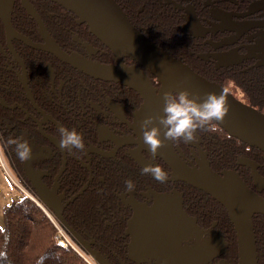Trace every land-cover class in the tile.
I'll return each mask as SVG.
<instances>
[{
  "label": "flooded vegetation",
  "instance_id": "af4514ba",
  "mask_svg": "<svg viewBox=\"0 0 264 264\" xmlns=\"http://www.w3.org/2000/svg\"><path fill=\"white\" fill-rule=\"evenodd\" d=\"M113 1L131 25L164 53L264 114V0ZM54 49L79 62L119 65L87 24L63 6L50 0H0V107L20 114L25 132L30 131L45 151H54L59 169L65 152V169L57 189L60 205H65L63 218L67 207L93 188L92 183L110 202L105 209L99 206L96 228L113 238V249L94 234L78 233L69 226L85 246L107 258L109 264H178L174 250L187 256L196 249L209 253L206 264H237L235 232L225 209L206 193L182 181H171L169 166L143 144L141 96L120 82L80 72L53 53ZM119 62L125 70L143 72L158 93L155 76L130 58L122 57ZM237 90L242 94L240 100ZM246 98L250 104L245 103ZM61 125L83 134L86 151H66L53 143L59 144L57 129ZM212 126L214 131H198L194 142L171 141L180 160L198 171L208 167L222 177H236L248 192L264 200V152L239 143L214 122ZM70 162L87 172L78 186H72L75 180L62 179ZM148 164L162 166L169 172L168 180L160 183L144 174L142 169ZM92 167L101 169L96 180ZM42 172V182L50 188L53 181L48 186L43 180L47 172ZM13 175L35 194L21 176ZM126 180L134 182L132 192L125 191ZM165 201L180 208L188 219L180 243L169 246V255L156 240L147 247L139 243L133 248L127 224L135 209L156 208ZM255 208L261 207L255 204ZM259 223L264 224V213L253 216L256 243ZM261 254L257 249V264Z\"/></svg>",
  "mask_w": 264,
  "mask_h": 264
},
{
  "label": "water",
  "instance_id": "95a60500",
  "mask_svg": "<svg viewBox=\"0 0 264 264\" xmlns=\"http://www.w3.org/2000/svg\"><path fill=\"white\" fill-rule=\"evenodd\" d=\"M50 1L73 12L86 23L90 32L113 53L119 65L109 67L79 62L62 54L59 49L51 51L82 73L106 81L120 82L135 90L143 100L144 119L149 116L163 115V96L166 92L176 93L187 89L194 97L201 99L208 93L223 92L226 94L230 110L223 121H214V123L228 136L264 152V114L237 101L218 84L199 76L181 61L164 53L131 25L113 0ZM4 23L7 33L10 34V26L5 20ZM122 57L132 59L155 76L160 84L158 93H155L147 77L139 69L138 71L125 70L119 62ZM53 143L59 146L57 141L53 140ZM155 155L169 166L171 181H182L206 193L223 206L235 232L237 264H257L253 216L256 213H264V200L248 192L245 186L236 180V177L229 174L222 177L208 167H204L201 171L187 167L176 154L171 141L165 140L164 146ZM65 159L64 152L61 167L50 188L42 182V177L45 175L42 171L29 176L31 187L40 202L55 215L81 245L87 248L85 242L68 226L62 216L65 205H60L62 199L58 196L57 189L58 180L65 169ZM83 191L84 189L79 194ZM74 197L67 203L72 202ZM255 204L260 205L261 208H255ZM157 205L156 208H136L128 221L127 234L131 238L130 245L133 248L140 246L139 243L147 247L151 241L156 240L162 245L163 252L169 255V246L177 247L180 243L188 219L180 208L170 206L169 201ZM170 239L173 241H169ZM88 251L97 264H109L107 258L95 251L89 249ZM203 253L201 249H196L185 256L174 250L173 255L178 264H206L210 259L209 253Z\"/></svg>",
  "mask_w": 264,
  "mask_h": 264
},
{
  "label": "trees",
  "instance_id": "16d2710c",
  "mask_svg": "<svg viewBox=\"0 0 264 264\" xmlns=\"http://www.w3.org/2000/svg\"><path fill=\"white\" fill-rule=\"evenodd\" d=\"M245 103L250 104L248 99L245 100ZM19 116L18 113L13 114L9 110L0 107V145L8 156L13 171L16 175L21 176L28 185L31 186L29 176L34 174L33 172L46 171L47 175L43 180L50 186L58 172L59 161L55 160L53 150L45 151L44 149L47 148H44L41 142L35 140L29 134L30 131L27 132L28 134L25 132V126ZM219 130L222 131V129ZM32 134H34L33 131ZM17 137L27 140L31 146L32 156L26 162H21L18 159L14 145L6 144L9 138ZM237 141L242 143L239 140ZM92 171L96 180L101 175V169L92 167ZM83 175L87 177V172L83 171L81 166L70 162L62 179L65 182H69L71 179L75 180L72 186H78L83 179ZM92 186L93 188L67 207L64 218L68 226L78 233L94 234L96 238L103 241L108 249H113V238L102 235L96 228L100 220L98 208L105 209L110 202L99 187H94L93 183ZM2 219L3 226L0 225V264H86L72 250L56 246L52 223L36 203L26 195L22 194L19 200L5 204L2 207ZM257 232L260 235H257L259 240L256 246L262 252L258 262L262 264L264 224L259 223L257 225L255 233ZM121 259L122 262H128V258Z\"/></svg>",
  "mask_w": 264,
  "mask_h": 264
},
{
  "label": "clouds",
  "instance_id": "9594fccd",
  "mask_svg": "<svg viewBox=\"0 0 264 264\" xmlns=\"http://www.w3.org/2000/svg\"><path fill=\"white\" fill-rule=\"evenodd\" d=\"M163 115L146 117L141 123L142 142L155 155L164 146V141L194 142L198 131H214L212 122L223 121L230 110L225 93H208L202 99L194 97L187 89L176 93H164ZM59 146L66 150L86 151L83 134L75 128L61 125ZM163 137V138H162ZM7 145H14L18 159L26 162L31 159L32 149L27 140L22 137L9 138ZM144 174H150L156 181L165 183L169 172L160 165L148 164L142 169ZM135 184L132 180L125 181V191L132 192Z\"/></svg>",
  "mask_w": 264,
  "mask_h": 264
},
{
  "label": "built area",
  "instance_id": "2783aa9c",
  "mask_svg": "<svg viewBox=\"0 0 264 264\" xmlns=\"http://www.w3.org/2000/svg\"><path fill=\"white\" fill-rule=\"evenodd\" d=\"M236 97L240 100L241 97V92L239 90L236 91ZM0 166H2L10 180V182L19 190L21 191L22 194L26 195L29 199H31L33 202L36 203V205L43 211V213L47 216V218L50 220L52 225L55 224V228L57 230V234L55 235V239L57 241V245L60 248H68L75 252L78 256L81 257V259L86 263V264H97L94 262L90 254L85 252L81 245L76 243L72 240L73 236L70 234V232L64 228L61 225V222L55 217V215L48 210L35 196V194L26 186V184L21 180L17 179L13 173L8 169L6 166L5 161L2 159L0 156ZM74 239V238H73ZM80 248L84 251V253L81 252Z\"/></svg>",
  "mask_w": 264,
  "mask_h": 264
},
{
  "label": "rangeland",
  "instance_id": "374dc122",
  "mask_svg": "<svg viewBox=\"0 0 264 264\" xmlns=\"http://www.w3.org/2000/svg\"><path fill=\"white\" fill-rule=\"evenodd\" d=\"M0 156L2 157V159L5 161V163H6V166L8 167V169L12 172V173H14L15 174V172L13 171V169L11 168V165H10V162H9V158H8V156L6 155V153L4 152V150H3V148L1 147V145H0ZM5 174V176L7 177V179H6V177L4 176V174ZM7 181H9V183L7 182ZM4 182H6L7 183V191H5L4 193H0V225L1 226H3V219H2V207H3V205L6 203V202H8V201H11L12 199H14V200H19L21 197H22V194H21V192L19 193V192H17V191H15L9 184H11L13 187H15L11 182H10V180H9V178H8V176H7V174H6V172H5V170H4V168L2 167V166H0V184H2V183H4ZM15 189H17L16 187H15ZM18 190V189H17ZM19 191V190H18ZM13 192H14V194H13ZM7 204V203H6ZM223 207V206H222ZM226 211V210H225ZM61 225L64 227V225L61 223ZM53 229H54V239H55V235L57 234V230H56V228H55V224L53 225ZM65 228V227H64ZM67 229V228H66ZM72 240L75 242V240L72 238ZM55 241V244H56V246L58 247V248H60L58 245H57V241H56V239L54 240ZM76 243V242H75ZM80 250H81V252L82 253H84V251L80 248ZM75 253V252H74ZM76 254V253H75ZM76 256L78 257V258H81L80 256H78L77 254H76ZM93 259V258H92ZM94 260V259H93ZM95 263H96V261H94Z\"/></svg>",
  "mask_w": 264,
  "mask_h": 264
},
{
  "label": "crops",
  "instance_id": "0c3cea01",
  "mask_svg": "<svg viewBox=\"0 0 264 264\" xmlns=\"http://www.w3.org/2000/svg\"><path fill=\"white\" fill-rule=\"evenodd\" d=\"M3 173V172H2ZM4 174V173H3ZM4 176H5V174H4ZM6 177V176H5ZM6 179H7V177H6ZM8 180V179H7ZM8 183H9V181H7ZM15 191H17V192H19L20 193V191H18L17 189H15V187H13L11 184H9ZM7 183L6 182H4V183H2V184H0V193H4L5 191H7ZM13 194H14V192H13ZM22 194V193H21ZM11 201H14V199H12ZM11 201H8V202H6V203H9V202H11ZM16 201V200H15ZM5 203V204H6ZM4 204V205H5ZM3 205V206H4Z\"/></svg>",
  "mask_w": 264,
  "mask_h": 264
}]
</instances>
